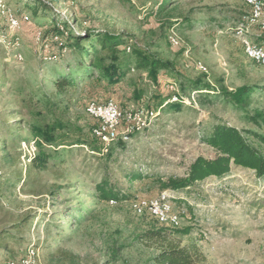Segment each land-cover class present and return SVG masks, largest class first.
I'll list each match as a JSON object with an SVG mask.
<instances>
[{
    "label": "rangeland",
    "instance_id": "374dc122",
    "mask_svg": "<svg viewBox=\"0 0 264 264\" xmlns=\"http://www.w3.org/2000/svg\"><path fill=\"white\" fill-rule=\"evenodd\" d=\"M171 2L160 12L152 0H0V264L28 260L29 249H39L56 235L68 239L64 248L79 254L82 264H145L155 251L136 238L160 224L141 203L163 192L153 178L185 177L198 156L213 158L203 133L217 123L264 134V125L254 124L219 91L186 89L197 79L229 92L250 85L255 92L247 110L264 114V67L246 56L235 37L249 6L243 0ZM10 17L27 22L12 28ZM55 22H68L78 32L124 34L127 43L169 61L174 71H160L153 82L133 67L116 86L86 79L57 94L54 80L77 71L80 57L71 50L57 60L49 58L58 52L54 43L60 44V37L42 45L37 36H50ZM252 34L254 40L263 38L256 30ZM173 91L172 102L179 106L160 107ZM91 100H113L126 115L139 107L147 126L154 123L144 131L145 124L128 130L125 124L122 139L143 132L123 139L124 149L118 145L121 139L103 145L100 154L86 145H45L48 164L34 168L41 152L32 127L60 121L70 128L58 131L62 139H92L95 119L85 110ZM108 150L114 151L112 181L130 200L105 204L96 198ZM136 163L151 177L131 184L120 168ZM169 192L175 196L179 227L193 228L190 236L177 239L182 244L195 240L206 264H264V179L254 171L234 167L226 178ZM39 250L36 264H46Z\"/></svg>",
    "mask_w": 264,
    "mask_h": 264
},
{
    "label": "trees",
    "instance_id": "16d2710c",
    "mask_svg": "<svg viewBox=\"0 0 264 264\" xmlns=\"http://www.w3.org/2000/svg\"><path fill=\"white\" fill-rule=\"evenodd\" d=\"M152 1L159 6L160 12L165 11L166 7L172 3V0ZM54 24L56 25L53 26L50 36L47 37L43 34L42 38V45L54 43V37H60L61 39L60 44L54 43L58 47V52L49 58L57 60L64 53L71 52V50L78 53L80 57L77 63V71L75 70L66 76L60 75L54 80L53 84L57 94H65L69 88L76 89L80 87L86 79H94L96 83H105L108 87L116 86L127 78L133 67H136L138 71L147 72L148 78L153 82L158 81L160 71H174L173 65L169 61L154 57L148 50L143 49L138 44L127 43L124 34L91 30L78 32L68 22L61 23V27L58 22ZM55 56L56 58H54ZM186 89L208 93L219 91V94L226 98L227 102L245 112L247 118L253 121L254 124L257 126L264 125V114L254 113L252 115L247 110L252 94L255 92L253 86L246 85L229 92L223 86L216 88L210 83H204L197 79L193 82L190 81ZM174 95L173 91L167 99L161 101L160 107L167 105L168 108L179 106V104L172 102L171 97ZM176 98L178 97L176 96ZM148 109L152 110L153 108ZM94 121V125H97V121ZM153 123L144 128L143 131ZM69 129L60 121L32 127L37 138V146L41 152L33 159L32 165L34 168L45 167L48 164V158L42 153L45 145L68 147L86 145L91 146L94 152L101 153L103 145L101 147V143L95 137L92 139L87 137L62 139L58 131ZM143 131L131 133L129 139ZM120 139L118 145L121 149H124L126 141ZM203 142L215 151V156L213 158L198 156L190 165L189 172L185 177H170L166 180L153 178L158 181V187L162 191H182L207 179L220 180L229 176L234 167L252 170L257 178L264 179L263 133L252 129H239L220 122L213 125L208 131H204ZM113 155L114 151H109L103 155L106 162L105 174L102 176L101 181L96 183L94 189L96 198L105 204L112 201L120 203L131 199L118 183L112 181L110 161L112 162ZM139 166L140 164L136 163L132 168L121 167L123 178L131 184L149 179L151 176L139 171ZM70 214L72 212L67 213L64 217ZM192 229L191 226L171 227L159 224V226H154L139 234L136 238L137 242L155 251L154 255L145 264H206V256L195 240L182 244L181 239H177L190 236ZM59 230V234L63 232L62 228ZM67 240L60 235H56V237L46 240L42 246H39V249L46 254V264H82L83 259L79 254L64 248L63 244ZM116 253L113 254V260L117 258Z\"/></svg>",
    "mask_w": 264,
    "mask_h": 264
},
{
    "label": "bare ground",
    "instance_id": "6f19581e",
    "mask_svg": "<svg viewBox=\"0 0 264 264\" xmlns=\"http://www.w3.org/2000/svg\"><path fill=\"white\" fill-rule=\"evenodd\" d=\"M244 3L249 6L250 14L245 19V23L239 26L235 30V37L238 38L244 48L246 56L253 61L257 62L259 65L264 67V35H260V29L264 28V14H261L260 7H264L263 0H243ZM14 18V17H13ZM254 18V19H253ZM15 19V18H14ZM255 30L258 32V35L261 36L262 40H254L252 38V33ZM246 32V33H245ZM172 40V39H171ZM175 40V41H173ZM173 42H178L177 37L173 39ZM92 108V102L86 106V109ZM89 116H91L90 110H86ZM139 116H144V111H139ZM92 117V116H91ZM94 119L100 122V125L97 127H107V120L104 119V116H94ZM143 125V123H141ZM129 135L126 134L123 139L127 140ZM120 135H118V140ZM111 143L105 144L106 146ZM110 146V145H109ZM106 149V148H105ZM170 191V190H169ZM168 190L163 191L161 196H158L154 200L155 208L142 204L143 208H146L152 216H154L157 221L162 225H168L171 227H179L181 222V217L179 212L177 213L174 210L173 200L175 199L174 194H171ZM163 197V198H162ZM28 250V249H27ZM39 249L31 248L27 252L28 260L22 262V264H36L39 257ZM39 262V261H38Z\"/></svg>",
    "mask_w": 264,
    "mask_h": 264
},
{
    "label": "built area",
    "instance_id": "2783aa9c",
    "mask_svg": "<svg viewBox=\"0 0 264 264\" xmlns=\"http://www.w3.org/2000/svg\"><path fill=\"white\" fill-rule=\"evenodd\" d=\"M260 9H261V14H264V7H260ZM23 22H27V21L22 19H12V28L20 29L21 24ZM260 35H264V28L260 29ZM37 38H40V41L42 43V38H43L42 33L41 34L39 33ZM91 101H92V108L85 110H90L92 120H94V116H104V119L107 120V127H96V125H94L92 129L93 136L101 142V145H105L107 143H115L116 141H118V135L120 133V129L125 124L128 125V128H126V130L131 128V125L135 123H143L145 124V127L147 126V118L139 116V109H140L139 107L134 108V110H132L128 115H126L123 112L121 106L113 100L110 101L91 100ZM141 203H145L146 205L152 206V208L156 209V207L154 206V199L151 201H142ZM8 264H22V262L21 259H17L8 262Z\"/></svg>",
    "mask_w": 264,
    "mask_h": 264
}]
</instances>
